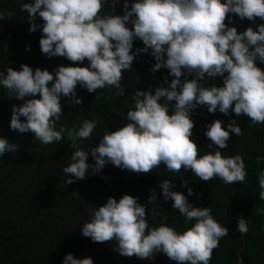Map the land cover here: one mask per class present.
Wrapping results in <instances>:
<instances>
[{"label": "clouds", "instance_id": "1", "mask_svg": "<svg viewBox=\"0 0 264 264\" xmlns=\"http://www.w3.org/2000/svg\"><path fill=\"white\" fill-rule=\"evenodd\" d=\"M106 3L108 0H34L21 5L20 11L29 16L30 32L40 27L34 22L37 15L43 21L42 54L63 57L73 64L87 61L88 66H59L53 74L22 64L19 71L7 67L6 75L0 72V85L8 97L23 101L12 107L10 130L31 133L43 145L70 142L75 151L63 173L75 179H67L68 185L84 180L89 169L92 174L100 173L107 164L135 174H150L163 165L180 175L184 187L190 181L183 172L189 170L203 182L219 178L225 185L245 183L248 172L240 154L226 156L216 150L200 155V147L192 139L195 124L191 117L204 106L210 114L219 111L225 116L247 117L248 127L264 125V70L257 66V62L264 63V23L243 32L229 26L234 22L230 14L241 21H264V0H135L131 4L124 0L122 15L112 14L119 0H111L110 11L102 15ZM136 39L145 47L133 52ZM149 50L155 59L151 71L167 69L172 79L168 88L156 87L154 94L152 89L136 91L131 97L133 107L122 118L127 121L125 126L106 130L99 144L88 151L81 145L91 139L97 120L84 119L70 128L60 124L57 130L63 115L61 97L81 105L82 99L76 98L78 85L90 94L115 89L113 95L123 97V72L131 70L138 54ZM206 77L223 78V86H205L201 81L206 83ZM164 82L168 83L167 77ZM37 95L39 99H26ZM162 98L164 103H160ZM232 134L244 135L235 119L226 129L217 119L204 133L211 142L209 149L213 145L228 149ZM17 150V145L0 137V157ZM89 156L94 165L88 163ZM262 160L264 157H256L257 167ZM258 184L259 198L264 201V170L258 174ZM158 187L165 202L173 201V210H178L185 224L194 222L191 227L183 232L166 222L150 227L145 204L123 195L119 201L109 197L103 206L93 208L90 221L81 228L82 236L94 243L114 242L113 250L121 257L153 260L163 253L176 264H210L229 229L213 217L211 207H195L183 193L173 191L172 180L164 179ZM150 191L147 204L157 202L156 191ZM191 195L193 190L188 188ZM152 215L159 213L153 210ZM237 227L242 235L249 232L242 218ZM63 264H93V260L69 253Z\"/></svg>", "mask_w": 264, "mask_h": 264}, {"label": "trees", "instance_id": "2", "mask_svg": "<svg viewBox=\"0 0 264 264\" xmlns=\"http://www.w3.org/2000/svg\"><path fill=\"white\" fill-rule=\"evenodd\" d=\"M33 2L0 0V13L4 15V19L0 20V72L6 75L7 67L19 71L22 64L53 74L59 66L87 67V61L73 64L63 57L48 58L42 54L39 46L42 19L37 15L34 22L40 27L30 32L29 16L20 11L23 3ZM132 2L135 0H129V4ZM123 3L124 0H119L112 14L122 15ZM110 4L111 0H108L102 15L108 14ZM230 19L234 22L229 26L237 27L239 32L248 27L255 30L258 24L264 23L259 19L255 23L241 21L234 14H230ZM127 27L131 29L133 26L128 24ZM144 47L143 42L136 39L132 51ZM150 52L138 54L131 70L123 72V97H115L113 93L116 90L110 88L90 94L79 85L76 98L82 99L81 105H74L69 98L61 97L63 115L57 130L60 124L70 128L84 119L97 120L98 126L91 139L81 145L88 151L99 144L106 130L116 131L125 126L127 121L122 118H126L127 111L133 107L132 95L138 90L149 89L154 94L156 87L168 88L172 79L167 69L162 68L155 73L151 71L155 59ZM257 66L264 70V63L257 62ZM164 77L168 78V83L164 82ZM205 80L206 83L201 81L205 86H223L221 77H206ZM32 98L40 97L26 99ZM164 102L162 98L160 103ZM22 103L10 99L0 85V137L7 139L10 145L18 146L17 151H8L0 157V264H63L64 257L69 253L77 259L91 258L93 264H176L163 253L156 254L153 260L121 257L113 250L116 246L114 242L94 243L81 234L83 223L90 221L93 208L103 206L109 197L119 201L123 195L136 197L138 203L145 204L150 227L159 226L162 222L178 232L191 227L194 222L185 224L184 217L178 210H173V201H164L158 187L164 179L172 180L175 185L172 190L183 193L195 207H211L213 217L229 229L228 236L222 238L219 248L214 250L210 264H264V201L259 198L258 184L264 160L259 167L256 165V157H264V125L248 127L250 120L247 117H236L234 113L225 116L219 111L210 114L204 106L198 107L192 114L195 124L192 139L200 147V155L216 150L226 156L240 154L248 172L243 184L225 185L219 178L203 182L189 170L183 172L184 179L190 181L184 187L180 175L168 172L163 165L150 174H135L107 164L100 173L92 174L89 169L84 180L68 185L65 183L67 179H75L63 173L75 151L70 148V142L65 139L58 144L43 145L31 133L10 130L12 107ZM217 119L223 122L225 129L229 121L235 119L237 126L244 131L240 137L232 134L227 142L228 149H218L214 145L212 149L208 147L211 142L204 133L207 126ZM88 163H95L91 156ZM188 188H192L193 195L188 196ZM153 189L157 202L147 204ZM153 210L159 215L153 217ZM241 218L249 227V232L244 235L237 227Z\"/></svg>", "mask_w": 264, "mask_h": 264}]
</instances>
